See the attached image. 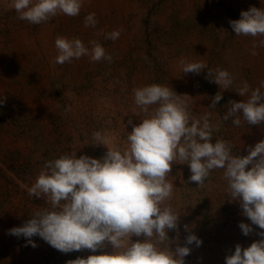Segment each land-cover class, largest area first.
Wrapping results in <instances>:
<instances>
[{"label":"rangeland","instance_id":"obj_1","mask_svg":"<svg viewBox=\"0 0 264 264\" xmlns=\"http://www.w3.org/2000/svg\"><path fill=\"white\" fill-rule=\"evenodd\" d=\"M250 7L264 8V0H83L78 16L58 14L31 24L18 19L11 0H0V264H66L112 250L108 245L96 253H62L38 236L32 237V247L8 230L48 207L27 191L46 161L73 151L77 158H102L107 148L94 145L97 131L108 138V148L123 150L127 132L146 115L134 104V88L158 84L189 96L179 99L190 116L209 114L211 142H229L233 155H247L250 146L264 139V124L234 126L232 118L223 119L229 101L244 99L236 93L243 82L255 89L264 80V47L251 54L253 44L264 37L237 36L229 23ZM89 13H95V27L84 25ZM114 29H122L119 38L106 39L103 34ZM57 36L79 38L88 47L95 40L112 61L91 62L84 56L53 64ZM181 59L203 61L207 68L183 73ZM217 68L233 77L229 90L207 78L208 69ZM217 92L222 99L212 107ZM222 172L213 170L197 185L188 180L187 164L172 165L168 180L174 189L166 203L179 214V243L185 246L189 233L202 241L199 247L187 245L191 251L184 264H225L237 244L243 249L261 239L256 233L264 229L255 225L243 235L239 223L251 222L241 214L239 202H229ZM167 235L171 240L177 232Z\"/></svg>","mask_w":264,"mask_h":264},{"label":"clouds","instance_id":"obj_2","mask_svg":"<svg viewBox=\"0 0 264 264\" xmlns=\"http://www.w3.org/2000/svg\"><path fill=\"white\" fill-rule=\"evenodd\" d=\"M82 5L83 0H11L18 19L31 24L46 22L58 14L78 16ZM96 23L95 13L84 19L85 27H95ZM229 23L237 36L264 37V8L250 7L241 11L240 19ZM121 31L114 29L103 35L115 41ZM89 44L91 47L79 38L57 36L53 64L70 63L84 56L91 62L112 61L97 41ZM257 47H264V39L253 44L254 56L258 54ZM179 63L183 73L199 74L207 68L203 61L181 59ZM206 73L220 89L229 90L233 85L227 70L208 69ZM261 89L264 80L255 89L243 82L236 93L244 99L229 101L231 107L223 119L232 118L234 126L264 124ZM180 96L189 97L158 84L134 88V104L146 115L127 132L123 150L108 148V138L97 131L92 134L94 145L107 148L102 158H77L73 151L46 161L27 191L48 207L35 211L22 226L9 229L8 234L24 237L32 247H36L32 237L38 236L62 253L85 249L96 253L111 246L110 252L78 257L66 264H184V257L191 251L187 245L199 247L202 241L189 233L185 246L179 243V214L166 203L174 189L168 180L173 163L187 164L191 173L188 180L197 185H202L213 170L222 169L229 202H239L241 214L251 222L239 223L243 235L253 232L252 225L264 229V139L250 146L247 155H233L229 142H211L209 114L198 119L191 117ZM221 99V92H217L211 106L215 107ZM153 105L157 107L149 112ZM184 227L188 231V226ZM169 230L177 232L171 240ZM256 234L261 239L243 249L237 244L234 252L225 257V264H264V231ZM132 236L144 239L133 242ZM170 244L176 245L174 250Z\"/></svg>","mask_w":264,"mask_h":264}]
</instances>
